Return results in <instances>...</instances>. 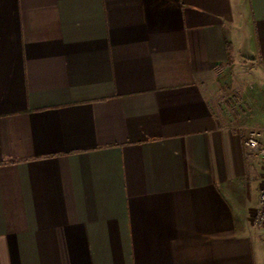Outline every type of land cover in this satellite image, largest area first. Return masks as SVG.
Listing matches in <instances>:
<instances>
[{
	"label": "crops",
	"instance_id": "0c3cea01",
	"mask_svg": "<svg viewBox=\"0 0 264 264\" xmlns=\"http://www.w3.org/2000/svg\"><path fill=\"white\" fill-rule=\"evenodd\" d=\"M232 66L264 0H0V264H264Z\"/></svg>",
	"mask_w": 264,
	"mask_h": 264
},
{
	"label": "rangeland",
	"instance_id": "374dc122",
	"mask_svg": "<svg viewBox=\"0 0 264 264\" xmlns=\"http://www.w3.org/2000/svg\"><path fill=\"white\" fill-rule=\"evenodd\" d=\"M250 69H240L230 67L224 72L223 92L226 98L236 95V103L232 106L231 111L235 109L244 110L249 121L264 122V87L257 81V76ZM224 98V101L226 100ZM236 107V108H233ZM254 116L257 117L255 120Z\"/></svg>",
	"mask_w": 264,
	"mask_h": 264
},
{
	"label": "built area",
	"instance_id": "2783aa9c",
	"mask_svg": "<svg viewBox=\"0 0 264 264\" xmlns=\"http://www.w3.org/2000/svg\"><path fill=\"white\" fill-rule=\"evenodd\" d=\"M244 153L251 160L261 163L264 168V135L255 127H250L243 142ZM253 223L264 227V171L260 177L258 189V207L253 215Z\"/></svg>",
	"mask_w": 264,
	"mask_h": 264
}]
</instances>
